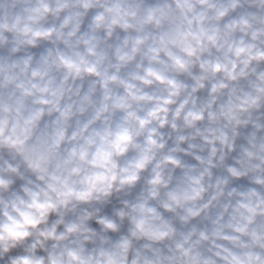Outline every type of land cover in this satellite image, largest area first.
<instances>
[{"label": "clouds", "instance_id": "obj_1", "mask_svg": "<svg viewBox=\"0 0 264 264\" xmlns=\"http://www.w3.org/2000/svg\"><path fill=\"white\" fill-rule=\"evenodd\" d=\"M0 264H264V0H0Z\"/></svg>", "mask_w": 264, "mask_h": 264}]
</instances>
